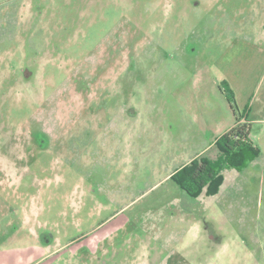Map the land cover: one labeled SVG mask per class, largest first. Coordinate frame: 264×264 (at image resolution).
Returning a JSON list of instances; mask_svg holds the SVG:
<instances>
[{
  "label": "rangeland",
  "instance_id": "374dc122",
  "mask_svg": "<svg viewBox=\"0 0 264 264\" xmlns=\"http://www.w3.org/2000/svg\"><path fill=\"white\" fill-rule=\"evenodd\" d=\"M242 118L257 156L188 194L173 174ZM17 235L32 264H264V0H0V247Z\"/></svg>",
  "mask_w": 264,
  "mask_h": 264
},
{
  "label": "trees",
  "instance_id": "16d2710c",
  "mask_svg": "<svg viewBox=\"0 0 264 264\" xmlns=\"http://www.w3.org/2000/svg\"><path fill=\"white\" fill-rule=\"evenodd\" d=\"M234 114L236 109L231 105ZM245 118L221 134L215 141L218 156L195 158L191 164L173 174L181 187L191 196H198L203 191L208 195L216 194L224 183L222 169L225 164L240 168L257 156V149L250 137L251 123Z\"/></svg>",
  "mask_w": 264,
  "mask_h": 264
},
{
  "label": "crops",
  "instance_id": "0c3cea01",
  "mask_svg": "<svg viewBox=\"0 0 264 264\" xmlns=\"http://www.w3.org/2000/svg\"><path fill=\"white\" fill-rule=\"evenodd\" d=\"M9 239H11V242L8 247H0V264H32L40 261L47 253L45 248L40 244L23 240L20 238V235L9 237ZM9 239L5 238V240Z\"/></svg>",
  "mask_w": 264,
  "mask_h": 264
}]
</instances>
